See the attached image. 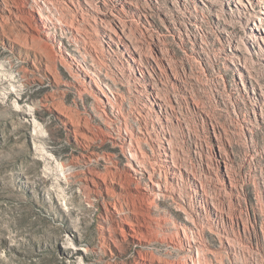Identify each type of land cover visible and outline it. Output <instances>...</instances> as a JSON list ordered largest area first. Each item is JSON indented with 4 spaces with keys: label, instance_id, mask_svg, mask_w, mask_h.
Instances as JSON below:
<instances>
[{
    "label": "rangeland",
    "instance_id": "obj_1",
    "mask_svg": "<svg viewBox=\"0 0 264 264\" xmlns=\"http://www.w3.org/2000/svg\"><path fill=\"white\" fill-rule=\"evenodd\" d=\"M47 3L0 0V264H264V0Z\"/></svg>",
    "mask_w": 264,
    "mask_h": 264
},
{
    "label": "bare ground",
    "instance_id": "obj_2",
    "mask_svg": "<svg viewBox=\"0 0 264 264\" xmlns=\"http://www.w3.org/2000/svg\"><path fill=\"white\" fill-rule=\"evenodd\" d=\"M34 3L36 4H40V5H46L47 6V0H33ZM49 4L53 5L55 3V0H48ZM202 1V0H201ZM208 3L209 8L213 11V9L215 8V6H217V8L219 9H223L224 6H229V4H231L232 2H235V0H206ZM256 2V0H253ZM204 6H206L205 3H203ZM243 7V4L241 5V8ZM100 9V11H98L97 9H91L96 16H98V20L99 22H95V24H99L101 25L102 23L108 22L110 24H116L119 23V20L114 17L112 14H110L109 12L101 9L100 7H98ZM95 16V17H96ZM94 18V16H92ZM97 18V17H96ZM192 18V17H191ZM238 19H242V15L240 13H238ZM40 21L42 23V25H44L47 29H51V28H55L57 26H61V23L58 22V20H53L47 16H40ZM97 19H95L96 21ZM249 21H254L258 22L259 25L264 22V18H262V16H260L259 14H255V15H247L245 16L243 23L244 22H249ZM193 22V21H191ZM234 23V22H233ZM227 24L228 29L234 30L235 26L234 24ZM121 27V31H123L122 26ZM229 31V30H228ZM104 36L107 37L108 39L112 38V34L107 31V29H105V33ZM246 44V45H260V43L264 44V30L262 35H252V36H246L243 41H240L238 38L235 37V39L231 42L230 44V49L237 51L238 50V46L240 44ZM240 61V58H239ZM107 91H109L107 89ZM110 92V91H109ZM132 171H129V175L131 176ZM98 188V187H97ZM155 189L157 190V192H159L157 187L152 186L151 191L149 192H145L142 189L139 188H132L131 190V195L134 196L135 198H141V199H151L154 198V196L156 195ZM91 190V189H90ZM115 228H116V237L115 239H130L132 242L136 243L137 245L141 246L144 245L148 238H147V234L145 235V228L144 226L141 224V222L137 221L136 219H133L132 217H130V215L124 214L121 215L119 214L118 217L115 220ZM120 240V239H119ZM196 242V241H195ZM194 241H186V245L189 248H192V244L195 243ZM138 252V251H137ZM137 257L134 259V262H132L133 264H180V263H174V262H167V261H162L160 259H156L152 254L149 253H145V254H141V253H137L136 255ZM133 261V260H132ZM186 262V261H185ZM195 262V261H193ZM198 263V262H197ZM131 264V263H130ZM184 264H188V263H184ZM191 264H194L191 262Z\"/></svg>",
    "mask_w": 264,
    "mask_h": 264
},
{
    "label": "built area",
    "instance_id": "obj_3",
    "mask_svg": "<svg viewBox=\"0 0 264 264\" xmlns=\"http://www.w3.org/2000/svg\"><path fill=\"white\" fill-rule=\"evenodd\" d=\"M137 75H138V77H139L140 79L142 78V75H141V73H139V72H138V73H137ZM106 90H107V89H106ZM107 92H108V93H107V94H108V96H109V95H111L109 91H107Z\"/></svg>",
    "mask_w": 264,
    "mask_h": 264
}]
</instances>
